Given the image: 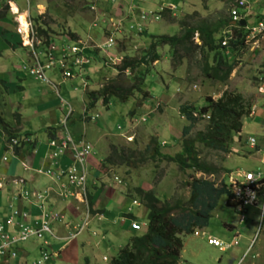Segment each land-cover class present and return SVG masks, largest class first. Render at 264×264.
Returning <instances> with one entry per match:
<instances>
[{"label":"rangeland","instance_id":"rangeland-1","mask_svg":"<svg viewBox=\"0 0 264 264\" xmlns=\"http://www.w3.org/2000/svg\"><path fill=\"white\" fill-rule=\"evenodd\" d=\"M29 1L30 6H27L24 0L20 1L19 3L23 4L20 9L25 12L28 10L30 15L39 14L42 24L48 29L49 38L55 40V43H60L64 39H71L69 41L71 44L81 41L86 47L85 55L88 63L87 65L82 63L79 69L75 66L74 74L66 79L58 77L56 71L50 74L51 80L59 84L61 96L69 103L67 108L59 104V96L50 91L51 89L48 92L45 90L41 95L35 94L36 89L40 91L42 83L36 81L28 74L27 69H24L28 66L24 59L28 53L27 48L22 45L24 41L22 44L18 41L19 47L16 48L10 41L4 40L0 47V61L3 65H7V70L3 68L4 73L10 71L15 74L20 71L25 76L21 82L23 88L14 92L16 97L24 99L23 103L21 100L23 107L19 110L23 130L17 131L33 135L39 141L46 139L44 132L48 128H53L60 135L63 127L62 120L67 112L72 110L69 106L71 105L73 113L67 121V129L75 139L84 138V135L85 139L93 143L91 144L94 145L93 151L89 157V162L93 166L99 165L98 168H100L102 160L111 152V146L119 151L132 148L146 152L151 139H156L160 143V151L163 154L174 156L181 151L184 139L193 138L199 131H203L207 124V119H199L186 135L183 134V128L190 122L181 115L182 104H193L198 108L205 102L206 97L217 99L224 90L241 93L255 109L256 106L264 104V95L258 92L259 83L264 81V39H259L249 48H243L237 58L233 55L226 58L228 63L232 62L234 66L225 83L208 79L203 75L201 68L205 64L204 59L201 50L193 45L199 44L196 39L197 33L192 37V44L187 42V45L192 48L189 55H186L181 48H176L175 44L158 43L156 47L158 59L149 65L143 62L149 57L148 49L152 36H180L186 28L196 26L201 21L229 18L228 0ZM246 2L249 9L247 24L256 26L259 20L264 19V0H246ZM3 5H5L4 2H1L0 10H5V15L0 18V26L15 32L18 28L16 16H11ZM238 8L241 14L247 11L246 7ZM111 31L117 32H112V35ZM220 31L217 36L224 35V32L220 33ZM21 35L27 36L23 32ZM228 35L230 34L227 32L226 37ZM109 36H112L113 47H107L104 44ZM23 38L25 40V37ZM15 57H17L16 64ZM126 57L140 60L141 63L133 71L131 68L120 71L118 66ZM136 74L139 78H144V92L136 90L126 102L111 97L107 103L102 104V99H99L88 108L86 114L82 113V109H86L91 101L88 97L89 92H96L110 80L114 84L119 81L124 86L136 84L138 82L135 78ZM81 78L87 79V86L86 84H84L85 87L82 86ZM10 80H13L12 75L7 76V81ZM9 101H11L10 94H6L3 86L0 85V111H3L0 118L2 117L7 123L11 122V114L7 115ZM43 104H48V107L37 108L38 105ZM95 114L98 115L97 119L89 118ZM146 116V121H142L141 119ZM243 123L242 137L234 134L233 142L230 144L231 156V152H219L200 142H195L200 160L222 169L217 176L213 177L215 180L222 178L224 170L262 169L259 157L255 152L248 151L246 143L250 136L257 134L252 127L254 121L247 116ZM118 125L120 129L117 128ZM12 127L15 128L14 123ZM98 130H101L102 134L104 132V135H100ZM0 132L4 133L2 125ZM5 136L4 133L3 139ZM3 152L4 149H2ZM5 155L10 157V152ZM3 165L4 163H0V168ZM110 173L124 177L128 188L121 186L117 187L120 191L114 189L116 186H110V174H108L106 177L103 176L106 186L100 183L91 192L95 208L100 204L115 201L106 208L105 217L101 220V223L107 226L108 234L97 230L100 236L92 237V244L88 247L89 252L84 254L79 245L80 239L85 237V233H82L57 252V256L51 255L44 264H108L111 257L129 242L132 235L140 233L132 232L131 235L122 229L123 217L128 213L127 207L131 204V200L125 197L137 198L134 189L140 186L151 189L161 200L174 198L186 201L189 197V187L186 182L191 180L192 176H202L200 172L181 170L175 162L165 159H149L138 168H130L126 165L113 166L110 168ZM120 194L125 196L121 200L125 204L119 207L116 200ZM75 205L81 208L77 203ZM131 208L132 213L139 214L136 221L142 225L143 222L145 224L147 209L143 205ZM243 213L245 220L240 223V212L237 208L226 205V196H222L218 206L212 212L208 225L198 230V236L189 234L183 237L182 259L180 255L181 261L178 264H234L246 251L255 234L257 238L248 253L247 262L248 264H264V219L260 222V217L253 208H248L247 212ZM227 223L231 226L229 227ZM56 224H52V229L58 234ZM142 230L144 231L145 227ZM236 233L240 234L239 244L223 252L207 241L208 235L230 241ZM103 235L107 236V240H101ZM45 237L49 238L51 245L60 244L49 236ZM98 241L99 244H97ZM22 246H29L33 250L26 259L27 264H32L39 257L36 242L32 240L23 243ZM49 253H51L50 250ZM86 259L89 263H86ZM0 263L4 262L0 259ZM8 264H14V262L8 261Z\"/></svg>","mask_w":264,"mask_h":264},{"label":"trees","instance_id":"trees-1","mask_svg":"<svg viewBox=\"0 0 264 264\" xmlns=\"http://www.w3.org/2000/svg\"><path fill=\"white\" fill-rule=\"evenodd\" d=\"M0 16H3V12H0ZM32 19L35 24H38L37 36L45 38L48 43L49 32L42 24L40 15L33 14ZM229 23V18L201 21L196 26L186 28L180 36H152V42L148 49L149 57L143 62L149 65L158 59L156 52L158 43L175 44L176 48H181L186 55H189L192 48L187 45V42L192 44V37L197 33L200 44L193 45L201 50L205 63L201 68L203 75L208 79L225 83L234 66L232 62L228 63L226 58H229L230 55L237 58L244 48L242 38H239L238 32L234 27H230ZM229 27L233 31V38L228 40L227 46H222V36H217V33ZM140 63V60L126 57L118 69L124 71L131 68L133 71ZM138 74L135 75L138 80L136 84L124 86L119 81L114 84L110 80L96 92H89L88 97L92 101L88 105L91 106L93 101L100 97L103 99V103H107L111 97L126 102L136 90L144 92V78H139ZM204 100L205 102L198 108L193 104L186 103L180 106L181 115L190 122L183 128L185 135L201 115H207L208 119L205 129L199 131L193 138L184 139L181 151L174 156L163 154L158 141L151 139L145 150L148 152L147 154L132 148L119 151L111 146V152L104 159L102 168L120 165L138 168L149 159H165L175 162L181 170L217 176L222 169L200 160L195 142H200L219 152L230 153L233 136L241 131L243 125L241 118L249 114L251 103L241 93L230 90H224L217 99L208 96ZM195 112L199 118L193 115ZM14 119L17 123L20 122V114L15 113ZM51 134L49 133V135ZM186 185L189 187V197L186 201L174 198L161 200L151 189L140 186L134 189L137 197L147 209V226L144 231L132 235L129 242L111 258L109 264H178L183 247V237L192 234L195 229H203L208 225L212 212L218 206L223 195L226 196V205L233 206L230 194L226 189L223 186L215 185V182L208 178L192 176Z\"/></svg>","mask_w":264,"mask_h":264},{"label":"clouds","instance_id":"clouds-1","mask_svg":"<svg viewBox=\"0 0 264 264\" xmlns=\"http://www.w3.org/2000/svg\"><path fill=\"white\" fill-rule=\"evenodd\" d=\"M24 1H25V4H27V6H30L31 3H30L29 0H24ZM242 1H243V5L242 6H239L237 4V2H235V0H228V2L230 4V9H229L230 10L229 11L230 23H229V25H230V27H234L235 30L238 32L239 38H242V42L244 44V48L245 47H248L249 48V47H251V44H246L244 42V33L246 31V27H252V26H249L247 24V21H246V18L248 17L247 16L248 10H249V9H247L248 8V4H247L246 0H242ZM1 2L2 3L4 2V4H5V5H3L4 8L7 9V12L11 16L12 15H15L16 16L15 17V21L18 23V25H17L18 28L15 31V34H16L18 40H19V43L22 44V42L24 41L22 45L25 48H27V51H28L27 55H28V59H30V63L28 64V66H25L24 69H27L28 74L31 75L32 77H34V79H36L38 82H40L42 84L49 85L55 91L56 95L59 96V104L61 106H65V107L68 108V104L69 103L65 100V98L63 96H61L60 89H59V84H57V83H55L54 81L51 80L50 73L52 74L55 71L58 72V77H60L61 79H66V78L72 76V74H74V72H73V70L75 69L74 67L76 66L77 69H79L81 67V65L74 64V59L77 56H81V57L85 58L86 61H87V62H85L86 65L88 63V58L85 55L86 47L84 46V44H82L81 41H79V42H76L75 41L76 43H74V44L69 43V41H71V39H64L60 43H55V40L49 39L48 43H46L45 38H42V37H38L37 36V31H36V28L37 27H36V24L34 23V20L32 19V15L29 14L28 10H27V12H25V11H22V9H20V8H22V6L20 5L19 0H0V4H1ZM238 7H246L247 11L244 12L243 14H241L238 11V9H239ZM91 8H93V7H91ZM234 8H236V10L238 11V13H239V15L241 17L237 21H235L232 18V15H231V10L234 9ZM0 12H3V15H5V13H4L5 10H3V11L0 10ZM37 15H39V14H37ZM144 15L147 16V14H144ZM155 18H157V16H155ZM241 20H244L245 21V25L244 26H241L239 24V22ZM260 21H264V19H261L258 22H260ZM233 22H234V24H233ZM230 27L229 28H225L222 31H220V33L221 32H224V35L223 34L221 35L222 36V42L223 41L226 42L225 44H222V42H221L222 46H227L228 45V43H227L228 40L230 38H233V31H231ZM22 32L25 33V34H27V36L26 35H21ZM112 32H117V31H111V34L113 35ZM227 32L230 35H228L226 37V33ZM23 37H25V40H24ZM110 37L112 38V36H109L108 39ZM39 39H41V41H39ZM108 39H106V41L104 42V44L107 47H113V44H111L110 46L107 45L108 44ZM196 39H197V43L200 44V42H199L200 40L198 39V35L196 36ZM52 46L54 47V49L52 50V54H53V57H54V62L52 63L51 66H49L48 68H45L44 69V73H45V77H46L47 81H42V80H40V79H38L36 77V75L32 72V70L36 69L38 64L41 65V64H45V63L48 62V56H47V54H49ZM67 46H69V47H76V48L79 49V51L77 53H75L74 56L68 58L66 60V62H65L66 69L70 70V72H71V74L69 76L63 75L64 68H62L60 66V63H59V60H61V57H62V54H63V49L65 47H67ZM123 60L121 61V64H122ZM77 74H78V76H80L79 73H77ZM81 79L83 81L82 82V86L83 87L87 86L88 85L87 79L86 80L83 79V78H81ZM261 82H263V81H261ZM84 84H86V85L84 86ZM99 99H102V98L100 97L97 100H94L93 103H92V105L91 106L88 105V107H86V109L83 108L82 109V113L86 114L87 111L89 110L88 108L92 107ZM102 104H105V103H103V99H102ZM69 106L71 107L72 110H70L69 113L67 112V114L64 116V119L62 120V123H63L62 132H63L64 135L62 137H59V138L51 137L48 141L45 142V144H46L45 145L46 146V151H45V153H43V156H44V159H45L44 162H47L46 159L49 158V154L52 152V147L50 146V142L51 141H54L56 143H60L62 140H65L67 137L70 138V140H71V144L69 145L70 147H66L65 150L57 156L56 163H53V161L49 158L48 159V160H50L49 165L48 164L46 165L45 163H43V164H40L41 166H38V167L35 166L33 168V166H32L33 164L32 163H34L35 156H36L35 155L36 154L35 152H37V150H36V147H35V148H33L30 151L29 150V147L32 148L34 146V144L36 143V140L37 139L36 140L32 139L33 137L31 135H26L25 134V135H18V136H7V138L5 139V141H3V144H4V148H3L4 149V153L6 151H10V155L12 156V158L15 159V160H17V162L20 164V166H22V168H24L25 170L32 169L33 168V170L35 171V173L39 174L40 176H44L46 178H49V179H53V178H54V180L62 179V184L65 185V187L59 186L58 188L56 186H54V185H50L47 188V190H42V189H40V190H32L31 188H29V189L26 188V189H22V190L20 189V191L18 192L19 193V196L18 197L24 196V199L25 200H23V201H29L30 200V202H33L36 205H38L40 208H42L43 205L46 204L47 200L51 198V194H52V195H56L58 198H60L62 200L63 199H65V200L71 199L75 203H77V205L81 206V208L76 206V210L79 211V213H81V218L76 223H72L71 221H69L68 220V217H67V215L65 213H61L60 211L50 212V211H48V210H46L44 208L42 209L41 214H40V216L38 218L39 220L38 219H32L33 220V225L30 226V227L31 228H38V224H35L34 222H36V221H39L40 222V220H42L43 214H46V219L44 218V220L47 221L48 226L50 228V232H43L41 238H38L35 235H32V236L29 237V238L35 237L38 240H40L39 257L33 262V264H44L51 257V255L57 256V252H60L61 249H63L64 247H66L72 240H74L78 236H80L84 232V230L87 227H89V222H90L92 216H97V217H100V218L103 216V213L102 212L96 210V208L93 207V200L91 198V192L92 191H91V189L89 188V185H88L90 171L92 172V169L94 168V166H92L91 164H89V157L91 156V153L93 151V146L94 145L92 146L90 144V142H88V141H86L84 139L81 140V142L79 143V145H76L75 142L73 141V138L70 136L69 131L67 129V121L69 120L70 116L73 113L72 106L71 105H69ZM250 110H252V111L251 112L249 111L250 114L247 115L248 117H250V115H252L256 109L253 106V107H250ZM193 114H194L195 117L199 118V115L196 112L193 113ZM89 118L90 119H97L98 118V115L95 114L93 117L90 116ZM203 118L208 119V116L207 115H201L200 116V119H203ZM244 118H243L242 121H244ZM146 119H147V116L146 117H143L141 120L142 121H146ZM117 128L120 129V126L118 125ZM130 136H127V137L130 138ZM251 137L255 139V146H254V148L250 147V145H249V138H251ZM249 138L247 139L246 143L248 145V148L251 150V152H255L257 154L258 151L264 150V149H259V148L256 147L257 146V142H256V138L255 137L250 136ZM37 143H38V140H37ZM23 145L26 146L27 149H26V151H23L22 152V149L21 148L23 147ZM86 146L89 147V150H88V153L85 156V163H84V169H83L84 172H85V174H86V180H85V187L86 188H85V193L84 194L82 193V196H79V195H75V196L74 195H69V189H71V188L68 186L66 174H64V176H61L59 179L56 177L59 174V170L61 168H64V167H60L59 166V161H60L61 158L63 159L64 156H67V155L69 156L70 155L69 157L71 158V161H70V163H66L65 164L66 165L65 167L66 168H69L72 165L77 166V163L74 160L75 151L76 150H82ZM160 148H161V145H160ZM28 150H29V153L31 155H33V157H32L33 159H31V161H29V162H27L28 158H27V154L25 153ZM24 153H25V155H24ZM259 157H260V155H259ZM1 160L2 161H6L7 160L5 154H3V155L1 154ZM103 162H104V160H102V162L100 164V168H98V169H99L100 172H102V174L104 176H107L108 174H110V177H109V184H110V186H119V187L125 186V187L128 188V184H127V182H126V180H125L124 177H121V176H119L117 174L113 175V174L110 173V168H112L113 166H105L104 168H102ZM98 167H99V165H98ZM66 168H64V169H66ZM77 168H79V166ZM88 169H90V171H88ZM237 169H241V168H237ZM234 170H236V169H234ZM234 170L231 169V170L225 171V173H223L222 178H220L219 180H215L213 178L214 177L213 175H208V176L206 175V177H204V178H208V179L214 181L215 182V185L223 186L226 189V187L224 185H222L221 181L224 178V175L226 173H229V172L234 171ZM243 170H249V169H243ZM201 175L204 176L205 174H202L201 173ZM27 181L28 180L26 178H24V177H19V176H16V177L5 176V177L0 178V189L6 183L7 184L8 183H11V184H13L15 186H23L24 187V186H26L28 184ZM68 187H69V189H68ZM226 191L230 194V200L233 203V206H230V207L237 208L236 202H234L232 200V194H231V192L228 191L227 189H226ZM128 199L131 200L130 206L127 207L128 213H131L132 212L131 211L132 210V208H131L132 206L140 207L141 205H143L141 203V201L139 200L138 197L137 198L128 197ZM30 202H29V204H31ZM87 210H88V213H89V220H88L86 226L81 230V232L77 236H75L74 238H70V236H71L70 234L73 231V226H75L76 224H78V223L81 222V220L85 216V213H86ZM247 210H248V208L245 209V210H243V211H240L238 209V211L240 212V217H241V215H244L243 212H247ZM24 213L26 214V216H25L26 218L30 217V215L27 212H24ZM55 215H58L60 218L59 219L54 218ZM25 217H23V213H21V214H13L12 215V218H13V223L12 224H14V222L16 220H22V218H25ZM240 217H239V222L240 223L241 222H244L245 215H244V218H243L242 221L240 220ZM9 218H11V217H9ZM7 219L8 218L5 219L4 223L2 221H0V225L2 224V225H4L7 228V225H6V220ZM53 223H60L61 225H63V227L65 229H67V231H68L67 234L66 235H63V236L56 235L54 233V230L52 229V224ZM132 223L139 224L140 225V229L139 230H133L132 227H131ZM227 224H229V223H227ZM8 225H11V224H8ZM229 225H231V224H229ZM146 226H147L146 223L144 225H142V224H140L136 220L129 219V227H130V229L133 232H142L143 231L142 228L145 227V229H146ZM232 227H233V225H232ZM17 228H18V226L16 227V229ZM230 229H232V228H230ZM198 230L199 229H195V231L192 234L198 236V234H199V231ZM16 233H13V234L9 233V234L14 235ZM45 234H47L48 236H50L51 237L50 239H54V240H56L60 244L57 245V247H54V248L51 247L50 244H49V242H48V240H45L44 237H43ZM92 234L97 235V231L92 232ZM255 235H256V238H257V234H255ZM239 236H240V234L239 233H236L232 237V239L230 241H225V240H222V239H217V240L218 241H222L225 244H230V242L233 240L234 237H237L236 239L238 241ZM207 237L208 238L209 237L216 238V237L210 236V235H208ZM256 238H255V240H256ZM252 240L253 239H251V241ZM238 244H239V241H238L237 244H235V245L232 244V245L228 246L227 248H222L219 245H214V246H217L219 248V250L223 252V251L229 250L230 248H232L234 246H237ZM211 245H213V244H211ZM16 246H14V247H16ZM49 250L51 251V253H49ZM14 251H16V250L14 249ZM44 253H46V255H47L46 259H44ZM16 256H17V252H16ZM0 257H4V256H0ZM6 257L14 258V257H10V256L5 255V258ZM247 258H248V254H247ZM247 258H246V260H247ZM103 259L105 260V257ZM39 261H40V263H39Z\"/></svg>","mask_w":264,"mask_h":264},{"label":"crops","instance_id":"crops-1","mask_svg":"<svg viewBox=\"0 0 264 264\" xmlns=\"http://www.w3.org/2000/svg\"><path fill=\"white\" fill-rule=\"evenodd\" d=\"M20 1H22V0H19V2ZM20 5L22 6L23 4L20 3ZM171 6H174V5H171ZM128 10H133V9H128ZM1 17L2 16H0V18ZM4 40L5 41L8 40L11 43H13V45L16 46V48L19 47V43H18L19 40H18L14 30H9V28H5V27H1L0 26V47H2L1 43H3ZM16 59H17V57H15V64H16ZM24 59H26L28 64L30 63V59H28L27 53H26ZM6 66L7 65H5V64L3 65V63H1V61H0V70H1V73H0V85L3 86V88L5 90V93L6 94H10V96H11V101H9L8 105H7L8 109L6 108L7 109V115L9 116L11 114L10 115L11 122L7 123L2 117L0 118V122H2V124H0V126L2 125L4 133L6 134L5 138L3 139V134L4 133L0 132V163H4L2 168H0V178L5 177V176L24 177V178H26L28 180L27 181L28 184L23 187V186H15V185H13L11 183H8V184L6 183L0 189V221H2L4 223L5 219L9 218V217H12L13 214H21V213L27 212L30 215V217L22 218V220H16L14 222V224L7 225V228L5 227V229H7V231L9 233L13 234V233H16L17 230H18V228L16 229V227H17L16 222H22L26 226H32L33 225V220L32 219H38L40 214H41L42 209L44 208V209H46V210H48L50 212L60 211L61 213H65L67 215L69 221H71L72 223H76V222H78L80 220L81 213H79V211L76 210L75 202L73 200H71V199H68V200L63 199L62 200V199L58 198L56 195H52L51 194V198L47 200L46 204H44L42 208H40L35 203L30 202V200L29 201H23V200H25L24 196L18 197L19 196L18 192L20 191V189L22 190V189H26V188L27 189L31 188L32 190H40V189L47 190V188L50 185H54L57 188L59 186H61L62 179L54 180V178L53 179H49V178H46L44 176H40L39 174L35 173L33 168L35 166L36 167L41 166L40 164H43V163H45L46 165L47 164L49 165V162H50V160H48L49 158L46 159L48 163L44 162L45 159H44L43 153H45V151H46L45 142L48 141L51 137H54V138L62 137L64 135L62 131H61L62 134L59 135L58 133H56L55 130H53V128H48L44 132L46 139H44L43 141H39L38 138H36L35 136L31 135L33 137L32 139H34V140L37 139L38 140V143H37V140H36V143L34 144V146L32 148L29 147L30 151L33 148H35V147H36V150H37V152H35L36 156H35L34 163H32L33 164L32 165L33 166L32 169L25 170L24 168H22V166H20V164L15 159L12 158L11 155H10V157L5 155L6 158H7L6 161H2L1 160V154L3 155V154H7L8 152H10V151H6L5 153L4 152L2 153V149L4 148L3 141L7 138V136H18V135L28 134V133H25V132L23 134L21 131H17V130H20V129L23 130V127H22V116H21V113H20L19 110H20V108L23 107L22 103L24 102V99L18 98V97H16L14 95L15 91H17L19 88L20 89L23 88L21 82H22V80H24L25 76L20 71H18L15 74L11 73L10 71H7V73H4V71L7 70ZM3 68H5V70H3ZM9 75H12L13 80L7 81V76H9ZM41 85H42V87H40V91H38V89H36L35 94L41 95V94H43L45 92V90H46V92H48L50 89H51L50 91H53L55 93V91L49 85H47V84H44L45 86L43 84H41ZM21 100H22V103H21ZM47 105L48 104H43L41 106L38 105L39 107H37V108H42V107L43 108H45V107L47 108L48 107ZM2 113H3V111H0V114H2ZM15 113L20 114V119H19L20 122H18V123L14 119V114ZM250 119L252 121H254V124L252 125V127L255 128L256 133H257V134L253 135V137L256 138V142H257V146L256 147L259 148V149H264V104L263 105H258L256 107V110L250 116ZM12 123H14L15 128L12 127ZM243 128H244V123H243L242 129ZM14 130H16V133H14ZM101 132H102L101 130H98V133H100V135L102 134ZM49 133H52V134L49 135ZM241 133H242V130L236 135L242 137ZM69 134H70V132H69ZM102 135H104V132H103ZM70 136L73 138V141L75 142L76 145H79V143L83 139L88 141L87 139H85L84 135H83L84 138H80V139H78V138L75 139V137L72 136L71 134H70ZM88 142H90V141H88ZM93 142H94V139H93ZM90 144H93V143L90 142ZM21 149H22V152H23V151H26L27 147L23 145V147ZM29 150L27 152H25L27 154V158H28L27 162H29V161H31V159H33L32 158L33 155H31L29 153ZM235 151H236V149H235ZM248 151L251 152V150L249 148H248ZM25 153H24V155H25ZM236 154H238V153H236ZM231 155H232V152L230 153V156ZM69 156L67 155V156H64L63 159L62 158L60 159V161H59V166L60 167L66 168L65 164L66 163H70V161H71V158ZM257 157H259L258 153H257ZM259 161H260V157H259ZM89 164H91L93 166L92 163L89 162ZM94 168H95V170H93ZM94 168L92 169L93 172H91L90 169H88V171H90L88 185H89V188L91 189V191H93L98 185H100V183L104 184L105 186L107 184L105 181H103L105 178H103L104 175L102 174V172L99 171L98 165L96 166L94 164ZM262 168H264L263 165H262ZM117 187H119V186H116L114 189H117ZM68 189H69V187H68ZM117 191H120V190L117 189ZM124 197L125 196L123 194H120L118 196V198L116 200V202H117L116 204L119 207L122 206V205L124 206L125 202L121 201L122 198H124ZM125 198L128 199V197H125ZM29 202L31 204H29ZM114 202L109 201L108 203H105L104 205L100 204L99 206H98V204H96V206H98L96 208V210L102 212L103 216L101 218L97 217V216H92V218H91V220L89 222V227H87L84 230L83 233H85V237L81 238L80 239L81 241L79 242L80 249H81L82 253L88 254L87 253V252H89L88 251L89 250L88 247H90L91 244H92V241H91L92 237L93 236H95V237H97V236L99 237L100 236V235H98L99 231H97V230H100V231L105 232L106 234H108V232H107L108 228H107V226H104L101 223V220L104 219V217H105L106 208L109 205H111L112 203H114ZM119 202H121V203H119ZM137 218H139V214L135 215L132 212L131 213H127L125 215V217H123L124 224L122 226V229L124 231L129 232V234L132 235L133 231L129 227V219L136 220ZM91 223H92V226H90ZM143 225H144V222H143ZM56 226H57V229H58V234H56L54 232L56 235L63 236V235L67 234L68 231H67V229H65L63 227V225L57 223ZM228 226L230 227L231 225H228ZM229 227H227V228L230 229ZM94 231H97L98 234L97 235L92 234V232H94ZM45 236H48V235L45 234L43 237H44L45 240H48V242L50 244L49 238L47 239ZM32 240H34L36 242V249H38L37 253H39L40 240H38L35 237H31V238H29V239H27L25 241H21L16 247H14V249L17 252V256H15L14 258H9V257L5 258V256L4 257H0V259L4 262L3 264H8V261L14 262V264H27L26 259L30 256V254L32 253L33 250L29 246H24L23 247L22 244L30 242ZM101 240L102 241L107 240V236L106 235L101 236ZM97 244H99V241H98ZM97 244H96V246H97ZM50 246L53 247V248L57 247V245H51V244H50ZM183 246H184V244H183ZM182 251H183V247H182ZM182 251H181V259H182ZM181 259H180V261H181ZM180 261H179V263H180ZM86 263H89V260L86 259Z\"/></svg>","mask_w":264,"mask_h":264},{"label":"built area","instance_id":"built-area-1","mask_svg":"<svg viewBox=\"0 0 264 264\" xmlns=\"http://www.w3.org/2000/svg\"><path fill=\"white\" fill-rule=\"evenodd\" d=\"M239 6L243 5L242 0H235ZM232 18L237 21L241 17L236 10V8L231 10ZM259 39H264V21H260L257 23L256 26L252 27H246V31L244 33V42L246 44L255 45ZM113 42L112 38L110 37L108 39V44L111 45ZM226 42H222V44H225ZM54 47H51V50L48 56V62L45 64H38L37 68L32 70V72L36 75V77L42 81H47L44 73V69L48 68L52 65L54 62V57L52 54V50ZM79 51L76 47H65L63 49V54L61 57V60H59L60 66L64 68L63 75L69 76L71 74L70 70L66 69L65 62L68 58L74 56L75 53ZM86 59L77 56L74 59V64L81 65L82 63H85ZM258 92L260 94H264V81L261 82L258 86ZM71 144L70 138H66L65 140H62L60 143H56L54 141L50 142V146L52 147V152L49 154V158L53 161V163H56L57 156L62 153L66 147H70ZM249 145L250 147L254 148L255 146V139L249 138ZM89 147L86 146L82 150H76L75 151V157L74 160L77 163V166L72 165L69 168H61L59 170V174L56 176L58 179L61 176H64L66 174L67 176V183L68 186L71 188L69 189V195H79L82 196V193H85V180H86V174L84 172V163H85V156L88 153ZM260 155V161L261 164L264 166V150L258 151ZM79 166V168H77ZM222 185L226 187L228 191L232 194V200L236 202L237 208L240 211H243L247 208H253L256 209L260 216V222L264 218V168L258 169V170H243V169H236L234 171H231L229 173H226L224 175V178L221 181ZM61 187H65V185L61 184ZM83 198V197H82ZM26 214L23 213V217H25ZM46 219V214H43L42 220L34 222L35 224H38V228H31L30 226L24 225V223L17 222L18 231L15 235H11L7 232L4 225H0V256H10L15 257L16 251H14V246H16L21 241L27 240L30 236L35 235L38 238L42 237L43 232H50V228L48 226ZM54 218L59 219L60 217L58 215H55ZM244 218V215H241L240 220L242 221ZM89 220V213L88 210L85 213V216L81 220L80 223L73 226V231L71 232L70 238H74L77 236L81 230L86 226L87 222ZM13 218H8L6 220V225L12 224ZM133 230H139L140 225L136 223H132L131 225ZM197 234V233H196ZM237 237H234L233 240L230 242V244H225L222 241H218L216 238L209 237L208 243L213 245H219L222 248H227L230 245H235L238 243ZM256 235L253 238V240L248 245L246 252L234 263V264H248L247 263V254L249 250L251 249L254 241H255ZM47 255L44 253V259H46ZM40 263V261H39Z\"/></svg>","mask_w":264,"mask_h":264},{"label":"water","instance_id":"water-1","mask_svg":"<svg viewBox=\"0 0 264 264\" xmlns=\"http://www.w3.org/2000/svg\"><path fill=\"white\" fill-rule=\"evenodd\" d=\"M233 24H234V22H233ZM239 24H240L241 26H244V25H245V21H244V20H241V21L239 22ZM243 118H244V117H242L241 120H243Z\"/></svg>","mask_w":264,"mask_h":264}]
</instances>
